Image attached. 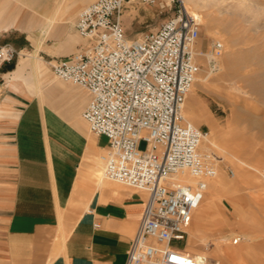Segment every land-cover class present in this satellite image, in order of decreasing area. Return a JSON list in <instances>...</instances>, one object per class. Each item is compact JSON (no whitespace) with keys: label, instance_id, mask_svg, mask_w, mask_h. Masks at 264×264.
Masks as SVG:
<instances>
[{"label":"built area","instance_id":"obj_1","mask_svg":"<svg viewBox=\"0 0 264 264\" xmlns=\"http://www.w3.org/2000/svg\"><path fill=\"white\" fill-rule=\"evenodd\" d=\"M175 1V12L156 30L129 39L121 22L124 5L158 0H94L75 22L83 46L49 63L57 78L90 93L81 116L92 133L108 139L100 156L104 177L147 193L124 264L206 262L176 242L187 240L200 194L222 157L202 148L208 132L184 108L200 70L197 58L206 56L216 66L224 44L214 41L208 55L198 51L202 16L181 0L169 5ZM17 54L13 45H0V63ZM227 171L234 176L232 168Z\"/></svg>","mask_w":264,"mask_h":264},{"label":"rangeland","instance_id":"obj_2","mask_svg":"<svg viewBox=\"0 0 264 264\" xmlns=\"http://www.w3.org/2000/svg\"><path fill=\"white\" fill-rule=\"evenodd\" d=\"M70 1L64 0L62 10L50 22L57 4L45 5L43 0H0V10L9 3L7 10L0 12V26L12 25L0 29V39L19 51L23 49L22 54L36 53L42 44V112L47 117L49 141L64 147L78 141L81 145L87 137V126L80 112L88 94L83 87L57 78L43 50L46 43L55 41L57 25L65 27L68 34L75 29L73 23L82 8L75 13L65 11L71 8ZM162 1L164 7L142 2L124 5L121 22L129 39L156 30L175 12L177 1L171 5ZM206 2L204 10L198 11L202 27L197 49L209 53L217 40L224 44V49L216 66L206 56L197 58L200 70L196 77L204 80L193 84L186 99L185 115L210 134L214 144L206 145L214 146L211 150L222 154L218 177L223 179L226 191L213 194V178L208 180V188L200 194L194 209L187 240L176 244L188 246L193 238L197 250L209 253V264H215L216 260L219 264H264V0ZM8 16H13V20L8 21ZM75 36L84 42L76 29ZM79 100L82 105L77 104ZM194 110L198 114L192 117L190 112ZM146 145L144 140L139 143L141 149ZM98 154L96 163L103 170ZM228 167L235 171L234 176L228 173ZM201 205L207 207L202 228L197 214ZM217 217L228 223L214 226ZM192 226L199 228L197 236L190 235ZM245 235L250 238L247 240ZM220 236H227V240L216 243ZM234 238L240 239L234 243ZM216 244L235 251L232 259L215 252Z\"/></svg>","mask_w":264,"mask_h":264},{"label":"crops","instance_id":"obj_3","mask_svg":"<svg viewBox=\"0 0 264 264\" xmlns=\"http://www.w3.org/2000/svg\"><path fill=\"white\" fill-rule=\"evenodd\" d=\"M43 1L57 4L51 22L64 0ZM93 1L71 0L65 11L78 12ZM75 29L68 34L56 26L55 41L44 45L48 64L83 46ZM4 44L11 43L0 39ZM15 48V58L0 63V264H124L147 193L98 178L95 157L99 152L101 160L108 139L92 133L81 116L90 99L85 88L83 146L49 141L42 112V44L30 54ZM225 191L226 185L219 192ZM212 193L217 194L214 185Z\"/></svg>","mask_w":264,"mask_h":264},{"label":"bare ground","instance_id":"obj_4","mask_svg":"<svg viewBox=\"0 0 264 264\" xmlns=\"http://www.w3.org/2000/svg\"><path fill=\"white\" fill-rule=\"evenodd\" d=\"M167 1V3H169V1L170 0H166ZM186 6H187V8H189L191 11H193V12H196V13H199L198 11H202V10H204L203 8L207 5V2H206V0H181ZM158 3L160 4V5H162V4H164V2L162 1V0H158ZM191 7V8H190ZM192 8H194V9H196V10H194V9H192ZM56 9V8H55ZM59 9H61V7L59 8ZM55 12V11H54ZM59 12V11H58ZM57 12V13H58ZM56 13V14H57ZM200 14V13H199ZM199 51V50H198ZM207 55H208V53H207ZM202 80H204V78H200V77H196L195 78V80H194V83L196 82V81H202ZM203 82V81H202ZM193 83V84H194ZM192 89V88H191ZM184 114H185V108H184ZM197 111L196 110H194V111H191L190 112V115H192V117H195V116H197ZM219 131H221L222 133H223V130H219ZM206 144H214L213 143V141H212V139H211V137H210V134L208 133V135H207V137H206V139H205V141L203 142V144H202V148L204 149V150H211L212 149V147H214V146H207ZM208 148H207V147ZM222 156V154L220 155V157ZM223 157V156H222ZM237 158V160H238V162L239 163H241V164H245L246 165V163L242 160V159H240L239 157H236ZM248 164V163H247ZM248 166H249V164H248ZM252 166V165H251ZM218 174H219V171H218ZM218 174L215 176V177H213V181H214V186H215V188H216V191H217V193H220L219 191H223L224 190V188H225V183H224V181H223V179L222 178H219L218 177ZM235 175V174H234ZM97 176H98V178L99 179H102V178H105L104 177V174H103V170H101V169H99L98 170V172H97ZM100 181V180H99ZM208 185H209V182H208ZM200 207V208H199ZM198 207V211H197V214H198V217H200V219H201V225H200V228H202L203 226H204V220H205V216H206V210H207V207H205V206H199ZM242 220V219H241ZM228 223V221L226 220V219H224V218H220V217H217V218H215L214 220H213V225L214 226H217V227H222L223 225H225V224H227ZM189 229V228H188ZM199 230V228H196L195 226H192V228L190 229V235L193 237V236H197V234H196V232ZM246 234V233H245ZM256 236V235H255ZM254 236V237H255ZM226 237L227 236H220V237H217L216 238V243H219V242H221V241H224V240H227L226 239ZM237 237V236H236ZM241 237V236H240ZM243 237H245V238H247V240L250 238V236L249 235H245V236H243ZM195 238V237H194ZM253 238V237H252ZM229 239V238H228ZM238 239H240V238H238ZM251 240V239H250ZM201 242H203V241H201ZM251 242V241H250ZM196 244V241L193 239V238H190V240H189V244H188V248H190V250L192 249V250H196V252H201V253H196L197 255H200V256H202V257H205L206 258V262L204 263V264H209L208 263V257L210 256L209 255V253H207V252H202L201 250L199 251V250H197L196 248H195V245ZM216 248H215V252H220V255L221 256H223V257H227V258H230V259H232V257L234 256V253H235V251H233V250H229V249H225V248H220V244H216V246H215Z\"/></svg>","mask_w":264,"mask_h":264}]
</instances>
